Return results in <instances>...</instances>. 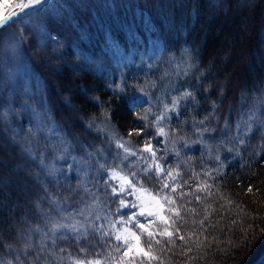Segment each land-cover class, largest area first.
I'll return each mask as SVG.
<instances>
[{"label": "trees", "instance_id": "1", "mask_svg": "<svg viewBox=\"0 0 264 264\" xmlns=\"http://www.w3.org/2000/svg\"><path fill=\"white\" fill-rule=\"evenodd\" d=\"M65 1L69 2L62 6L63 10L60 7L45 11L48 20L47 25H43L44 31L52 33L55 38L48 36L49 42L39 51L43 54L36 53L29 59V79L33 88L37 85L43 90L53 119L67 137L80 144L77 152L95 153L90 168V191L95 197L90 200L96 199L99 204L91 220L94 222L96 215L103 218L106 214L109 219L118 218L125 215L127 209L119 208L120 197L110 195V190L97 175V168L99 164L105 165L104 169L113 167L120 160L116 155L117 139H129L128 132L146 122L134 114L129 87H122L124 92L114 91L117 84L115 50L137 55L146 47L147 33L160 41L162 58H175L187 48L193 56L195 68L183 83L193 92L197 103L186 104L178 119L172 114L171 126L177 127L189 117L186 109H195L196 118L201 119L213 111V104L216 113L213 126L223 127L225 116L235 124L238 113L247 111L258 98L264 97V0ZM45 9L44 5L36 8L34 14L24 20L28 23V19H34ZM79 10H83V17L72 15L74 20L64 21L66 12ZM110 39L115 41L112 43ZM74 41L82 43L78 46L73 44ZM107 42L108 47H103ZM58 43L64 46V54L55 47ZM46 55L50 59H46ZM56 61H61L62 66ZM53 63L57 65L53 66ZM160 65L168 76L170 64L163 62ZM149 70L143 76L158 79L150 75ZM133 76L135 79L143 77L139 74ZM73 85L75 88L70 91ZM1 90L0 112H4L8 98L5 90ZM144 106H136V111L143 112ZM71 108L76 110L75 114ZM104 111L111 117L110 127L115 137L109 131H100L98 122ZM153 118L149 116L150 120ZM190 126L191 119L187 124ZM11 128L14 129L0 121V232L5 243L25 227L39 224L46 231L50 224L45 213L59 220L66 212L77 208L72 205L79 196L84 197L81 191H60L62 193L55 198L61 204L68 197L69 206L62 212L57 211L56 204L52 203L54 193L49 191L51 180L45 181L39 160L22 150L26 145L19 142L21 135L15 134ZM260 133L255 132L245 139L246 148H240L237 157L233 154L236 146L232 152L220 147L222 137L219 130L213 134L216 139L208 140L203 146L193 144L190 148H182L180 156L171 151L168 139L156 136L152 127L146 128L140 136L131 137L134 144L142 145L151 138L155 147L167 149L158 151L157 155L163 154L166 166L179 172L177 183L189 181L178 191L190 193L184 200L191 203L185 206L195 207L197 215L181 211L187 220L182 234L190 231L192 219L199 221L207 216L202 228L196 225L202 243L193 246L188 255L194 259L187 260V264H257L264 257V151L257 154L263 143ZM157 141L161 142L157 144ZM216 156L220 159L216 160ZM204 171L209 172L208 177L203 176ZM193 172L199 173V177H193ZM204 180L213 185L211 190L215 195L194 191ZM70 181L74 185L78 179ZM146 183L152 187V182ZM250 188L251 192L248 191ZM221 195L226 199H220ZM196 196L201 197L198 204ZM227 200L232 203L228 204ZM204 208H207L206 212ZM180 225L181 221L177 220L176 226ZM38 239L43 240L42 233L33 234L32 240ZM182 244L176 239L173 251H178ZM169 257L166 264H185V257L181 255L169 253Z\"/></svg>", "mask_w": 264, "mask_h": 264}, {"label": "snow or ice", "instance_id": "2", "mask_svg": "<svg viewBox=\"0 0 264 264\" xmlns=\"http://www.w3.org/2000/svg\"><path fill=\"white\" fill-rule=\"evenodd\" d=\"M46 2L47 0H25V2L13 6L10 12L0 16V30L7 29L25 17L33 15L37 6H43ZM194 68L195 61L192 54H186L175 63L177 79H184ZM114 91L124 92L125 89L116 84ZM137 91L143 93L145 90L143 86H139ZM175 92L174 95L168 94L170 99L157 101L155 113L152 112L151 107L143 112L136 111V105L133 104L134 114L139 120L146 123L129 131V139L123 137L117 139L116 148L123 153V160H128L129 157L135 158L128 168L135 167L137 163L142 167L138 171H125L120 164H116L106 170L107 178L104 179L103 184L106 189H110V195L120 197L119 208H132L138 209V211L113 219H109L108 214L103 218L96 215L95 221L99 222L103 219V222L99 223H94L89 219L90 213L85 214L86 210L91 207L89 204L74 209L72 212H66L59 220L52 217L51 214L45 213L48 217L47 223L50 224L46 231L42 230L39 224L25 227L17 231L15 237L11 238L8 243L4 242V235L0 232V264H166V258H170L169 253L172 256L185 257V264H187V260L194 259L188 254L192 252L193 246L198 247L202 243L199 239L201 233L197 231L196 225L199 224L202 228L207 216L199 221L192 219L190 231L182 234L187 220L181 215V211L192 216L197 215L195 207L185 206L191 203V201L184 200L190 193L178 191L179 188L188 185L189 181L177 183L179 172L166 166L167 162L163 154L157 155L158 151H167V149L160 150L155 147L151 138L146 139L142 145L134 144L131 137L140 136L146 128L152 127L155 129L156 136L168 139L171 143V151L176 156H180L182 148H190L193 144L203 146L208 140L216 139L213 134L219 130L222 137L220 147L227 152H232L236 144L243 145L250 134L264 133V111H262L264 97L258 98L246 113H238L235 124H232L225 116L223 117V127L213 126L212 121L216 115L215 104H213V111L201 119L196 118L195 109H186L189 111V117L181 121L177 127H172V114H175L178 119L182 114L181 109L186 104L195 105L197 103L195 95L187 88H183V90L177 88ZM28 107L37 122V131H43L42 126L50 124L51 117L45 114L42 118L36 107ZM150 115L154 116L151 120L149 119ZM102 116L103 127L100 128V131L112 132V137H115L116 134L110 127V115L104 111ZM189 119H191L190 128L187 127ZM0 121L9 123L7 110L0 112ZM92 123L95 124V121ZM160 142L157 141V144ZM70 146V144H66L63 150L67 152ZM34 148L35 144L27 141L22 150L32 154L35 159ZM39 155L40 164L43 166L44 153L40 152ZM94 156L95 153L89 152L87 159L76 161V158L73 157V160L86 174L91 168ZM219 159L220 157L216 156V160ZM71 167L72 165H69V168ZM100 167L103 168L104 165L101 164ZM57 171V169L51 168L49 175L54 177ZM141 172L149 180L154 177L159 187L145 186L142 179H137ZM199 175V173L193 172V177L198 178ZM203 176L208 177L209 172L204 171ZM212 187L213 185H209L204 180L197 185L194 191L213 196L215 193L212 192ZM45 191H47L46 188ZM248 191L251 192L252 189L250 188ZM84 192L90 197H95V193L87 187L84 188ZM126 197L134 199L128 200ZM219 198L226 199L223 195ZM67 199L68 197H65L64 202H67ZM195 200L198 204L201 197L196 196ZM52 203L56 204L59 209L60 201L53 197ZM227 203L231 204L232 201L227 200ZM221 207L224 206L221 205ZM203 211L206 212L207 208H204ZM141 217L145 218V222H141ZM148 217H154V219H147ZM177 220L181 221L180 227L176 226ZM34 233H42L43 240L33 241ZM176 239L183 244L178 251H173L176 248Z\"/></svg>", "mask_w": 264, "mask_h": 264}, {"label": "rangeland", "instance_id": "3", "mask_svg": "<svg viewBox=\"0 0 264 264\" xmlns=\"http://www.w3.org/2000/svg\"><path fill=\"white\" fill-rule=\"evenodd\" d=\"M48 1L49 0H47V2ZM22 2H25V0H0V16L10 12L13 6ZM68 2L69 1L65 0H55L53 2L46 3L44 5V7H46L44 12H41L39 16L36 14V16L33 17L34 19H28V23L26 20H24V18L20 22L16 23L14 27L11 26L10 28L0 32V87L5 90L4 93L8 98V105L4 109V111L7 110L9 116V123L7 124L8 127H14V129L11 128L12 131L15 130L13 131L15 134L18 133L21 135V140H19V142L21 141L23 145H26L27 141H31L35 144L33 151L36 154L35 159L39 160V164V153H44V165L42 166L40 164V166H42L44 169L43 178L45 181L48 183L49 180H51V182H49V187L51 190L49 191L54 193L52 196L56 197L60 193L66 191L71 193L74 191H81L82 194L84 193V197L82 198L79 196L77 201L72 205V207L77 206V208H73L69 212H72L74 209L84 207L85 204H89L91 207L86 210L85 214L87 215L90 213L91 215H89V219L91 220V218L94 216V209L99 204V201L96 199L90 200V196L84 192L85 187L90 190V169H88L87 173L85 174L84 171L80 169L79 164L73 160V157L76 158V161L87 159L88 152H77L79 150L78 146H80V144L72 142L71 139L67 137V133L53 119L51 111L49 110V104L43 97V90L41 88L39 89L37 85H33V88L31 86L32 80L29 79V59L36 53L41 54L42 52L39 51H41L43 47H46V44L50 39L54 40L55 38L52 33L48 34L44 31L43 25L46 26L48 20V14L45 13V11H50L52 9L55 10L60 7L63 10L64 8L62 6H67ZM85 5L87 4L85 3ZM66 15L67 16L64 18V21H72L74 20L72 15H76L77 18L83 17V10H79L74 13L66 12ZM130 37L133 38L131 35ZM110 40L112 43L115 41V39ZM81 43L82 41H74L73 44H77L79 46ZM108 44V42L103 44V47H108ZM145 44L146 47L144 50L141 48L137 55L133 54L132 52L115 50L114 74L117 77V84H119L121 87H129L128 91L130 93V98L132 99L130 103L131 105H145V109L151 107L152 112L155 113L157 111L158 100L166 101L167 99H170L168 95L169 93L173 95L176 94L175 89L180 88L183 90V88H187V86L183 83V79H177L175 63L185 57L186 54H189V52L187 48H184L175 58H173V56H171V58H162V54L160 53L162 50L160 48V41H158L155 36H152L149 33H147V41ZM55 47H59V52L64 54L63 45H59L58 43V45H55ZM136 47L137 45L134 48ZM52 56L54 55L52 54ZM55 56L57 59L59 53ZM45 58L50 59V57L47 55ZM163 62L170 64V66L168 65L170 67L168 68V76L161 68L162 64L160 65V63ZM56 63L61 66L63 64H61V61H56ZM56 63H53V66H56ZM149 65H151V67H149ZM75 68L76 67H73V69ZM153 68H159L160 70L157 72L155 71L156 69ZM148 70L150 71V75H154L158 79L150 80L149 78L143 76ZM136 74H139L143 77H136L137 79H135V76L133 75ZM180 75L182 76L183 73L181 72ZM139 86L144 87L145 91L143 93L137 91ZM1 88L0 92L3 91ZM74 88V85L71 86L70 91H73ZM28 106L36 107L37 111L41 113L42 118L45 114L51 117V123L42 126L43 131H37V122L32 116L31 110ZM70 111L72 114L76 113V110L73 108H71ZM262 111H264V109H262ZM244 112L246 113L247 111ZM102 120L103 118L99 119V127H103L101 123ZM87 125L89 127L90 122H88ZM109 134L112 135V132H109ZM260 134L261 142L263 143L261 144V151L257 152V154L264 151V133ZM66 144L71 145L67 152L63 150ZM242 147L246 148L245 142L243 145L236 144V149L233 152L235 157L241 153L239 149ZM27 154L33 158L32 154L28 152ZM116 155L120 160L116 161L114 166L116 164H120V166L124 168L125 171H138L139 168L142 167L141 164L137 163L135 167L129 169L128 165L132 162L131 160L134 157H131V159L128 158V160H123V153L119 149ZM107 159V162L109 163L110 159ZM104 160L105 159H102L101 161L104 162ZM69 165H72V167L69 168ZM100 165L101 164H99L97 168L99 171L97 175L102 178L103 183L104 179L107 178V168H101ZM51 168L58 170L54 177L49 175V169ZM70 177L72 178L70 179ZM76 178L78 179L77 184L73 185L70 180L73 181V179ZM137 179H142L145 182V186L149 185L146 182L150 181L152 182V187H159L154 177L149 180L148 177L144 176L142 172L137 176ZM65 188H67V190ZM126 199L133 200L134 198L126 197ZM68 206L69 202L63 201V203L59 204V209L57 206L55 207L57 211L62 212L61 210L68 209ZM124 209H127L126 214H131L133 211H138V209L132 208ZM80 219L83 220L82 217H80ZM147 219H154V217H148ZM140 220L141 222H145V218L143 217H141ZM11 221H13V218H11ZM84 222L87 223L86 221ZM257 264H264V257L261 258Z\"/></svg>", "mask_w": 264, "mask_h": 264}]
</instances>
